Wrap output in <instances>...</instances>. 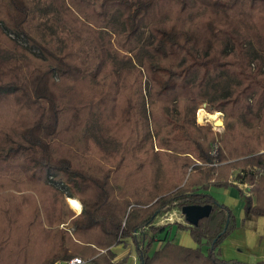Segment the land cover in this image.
Masks as SVG:
<instances>
[{"label":"trees","instance_id":"16d2710c","mask_svg":"<svg viewBox=\"0 0 264 264\" xmlns=\"http://www.w3.org/2000/svg\"><path fill=\"white\" fill-rule=\"evenodd\" d=\"M212 187L264 218V0H0V264H126L128 241L139 264H253L222 258L236 216Z\"/></svg>","mask_w":264,"mask_h":264},{"label":"rangeland","instance_id":"374dc122","mask_svg":"<svg viewBox=\"0 0 264 264\" xmlns=\"http://www.w3.org/2000/svg\"><path fill=\"white\" fill-rule=\"evenodd\" d=\"M35 51L38 52V50H35ZM201 110L204 113H209V114L218 113V118L221 119L223 121V123H225L224 121H225V118H226V114L223 113V112H213L212 113V112H209L207 110V108H205V107H202L201 109H199V111L197 113V122L199 124H201V125H210L212 127V130H214V132L216 134H218V141L221 140L223 138V135H224L225 124H223L221 126V125L217 124L218 122L216 120H212V119H208V118H206L204 122L199 121L198 114H199V112ZM217 148H218V145L214 149L215 153H217ZM245 173H246V171L243 170V169H236L233 172L232 177L230 178V180L234 184H235V182H237V184L240 185L241 188H243L248 194H250L249 191L252 189L253 186L250 183L242 184L241 180H239L242 177H244ZM209 192H210V194H212V196L215 198V200L218 203H225L226 198L224 197L222 188H220V187H212V188H210ZM42 199L48 201L47 203L44 202L47 205L46 207H48V205L51 206V208H52L51 215L52 216H55L58 213L62 214V211H66L68 213H75L76 215L79 214L82 211V209L80 211L76 210L74 205H73L74 201L79 203V204H81L79 199H76V200L72 201V206L73 207L69 203V199H71V198H67L65 203H64V205H63V203H61L62 199L59 197V195H55V193H53V192L46 193ZM32 211L33 210L30 209L27 212V214L29 215ZM233 212H234V215L236 216V214H238V212H239V209L238 210H233ZM173 222L182 223V224L188 226V223L185 221L184 215L178 209L172 210V211L160 216L158 218V220H157V225H165L167 223H173ZM232 233H233V230L224 239L223 243L226 242L228 238H230L229 237L230 235H231V237H236V235H232ZM170 236L172 237V239L176 243H179V244H182V245H185V246H189V247H196L197 246V243L195 242V240L192 237V235H191L189 230H183V229L178 228L177 226H174L172 228V230H171ZM221 255H222V258L224 260H226V261H235V262L242 261V262L253 263V264L256 263V262L264 261V260H257L256 261L255 259H251L249 257V255H247V254L244 255L243 253H238L232 247L228 248L226 251L223 250ZM247 258L250 259V260H248ZM243 259H245V260H243ZM29 264H39V263H38V261L36 262L35 260H31L30 259Z\"/></svg>","mask_w":264,"mask_h":264},{"label":"crops","instance_id":"0c3cea01","mask_svg":"<svg viewBox=\"0 0 264 264\" xmlns=\"http://www.w3.org/2000/svg\"><path fill=\"white\" fill-rule=\"evenodd\" d=\"M235 185L241 188L237 182H235ZM222 189L224 197L226 198L224 204L229 206L232 210L239 209V212L236 214V228L232 233V235H236V237L229 236L231 239L228 238L221 246V254L223 250L226 251L228 248L232 247L238 253L249 255L251 259H255L256 261L264 260V218L261 216L246 214L244 200L239 195L236 188L225 187ZM128 242L113 247V250L116 253L115 260H120L128 256L126 264H139L133 244ZM57 264L70 263L59 262Z\"/></svg>","mask_w":264,"mask_h":264},{"label":"water","instance_id":"95a60500","mask_svg":"<svg viewBox=\"0 0 264 264\" xmlns=\"http://www.w3.org/2000/svg\"><path fill=\"white\" fill-rule=\"evenodd\" d=\"M223 121L219 125H223ZM212 211L211 205H187L182 208V214L185 216L189 225L198 224L199 220L210 215Z\"/></svg>","mask_w":264,"mask_h":264},{"label":"bare ground","instance_id":"6f19581e","mask_svg":"<svg viewBox=\"0 0 264 264\" xmlns=\"http://www.w3.org/2000/svg\"><path fill=\"white\" fill-rule=\"evenodd\" d=\"M198 118L199 121L204 122L206 118L208 119H212V120H216L218 123L217 124H221L222 120L218 118V113H214V114H209V113H204L202 110L199 112L198 114ZM73 205L75 207L76 210L80 211L81 210V204L77 203V202H73Z\"/></svg>","mask_w":264,"mask_h":264},{"label":"built area","instance_id":"2783aa9c","mask_svg":"<svg viewBox=\"0 0 264 264\" xmlns=\"http://www.w3.org/2000/svg\"><path fill=\"white\" fill-rule=\"evenodd\" d=\"M84 260H82V258L79 257H75L73 258V260H71L70 264H84Z\"/></svg>","mask_w":264,"mask_h":264}]
</instances>
